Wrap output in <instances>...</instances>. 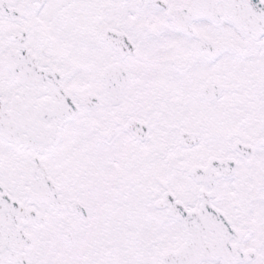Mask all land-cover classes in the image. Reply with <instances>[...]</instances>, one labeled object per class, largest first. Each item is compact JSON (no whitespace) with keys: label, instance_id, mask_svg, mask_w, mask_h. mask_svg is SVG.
<instances>
[{"label":"snow or ice","instance_id":"1","mask_svg":"<svg viewBox=\"0 0 264 264\" xmlns=\"http://www.w3.org/2000/svg\"><path fill=\"white\" fill-rule=\"evenodd\" d=\"M0 264H264V0H0Z\"/></svg>","mask_w":264,"mask_h":264}]
</instances>
